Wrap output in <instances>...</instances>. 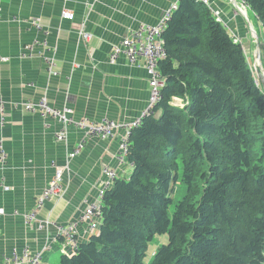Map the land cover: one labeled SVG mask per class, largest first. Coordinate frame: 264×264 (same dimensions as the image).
Masks as SVG:
<instances>
[{
  "label": "trees",
  "instance_id": "1",
  "mask_svg": "<svg viewBox=\"0 0 264 264\" xmlns=\"http://www.w3.org/2000/svg\"><path fill=\"white\" fill-rule=\"evenodd\" d=\"M240 1L264 32V0ZM161 39V100L131 132L132 173L59 264H143L162 236L150 264H264V91L200 1L178 0Z\"/></svg>",
  "mask_w": 264,
  "mask_h": 264
},
{
  "label": "crops",
  "instance_id": "2",
  "mask_svg": "<svg viewBox=\"0 0 264 264\" xmlns=\"http://www.w3.org/2000/svg\"><path fill=\"white\" fill-rule=\"evenodd\" d=\"M176 1L0 0V57L8 59L0 64V101L4 106L0 145L5 153L4 163L0 161V264L25 249L41 253L42 264H59L70 250L53 224L67 226L76 221L85 205L96 199L106 179L104 169L114 170L120 180H128L132 173L128 162L118 165L116 160L123 133L107 141L86 139L79 155L69 159L83 135L70 128L66 141L58 143L54 133L60 125L24 112L21 104L46 96L53 107H68L76 119L134 121L149 99L145 63L138 59L133 64L120 57L110 64L111 48L140 25H156ZM209 2L212 14L229 34L233 30L245 34L248 23L234 13L228 0ZM65 11L73 13L72 21L61 19ZM31 20H39L47 36L32 28ZM83 23L91 34L87 42L77 34ZM36 40L46 41L56 51L52 75L38 55L43 50L19 59L23 46ZM184 102L173 98L171 105L183 107ZM53 165L67 167L61 197L45 204L35 225H27L23 215L34 208L37 196L53 179ZM78 233L79 243L88 240L84 228Z\"/></svg>",
  "mask_w": 264,
  "mask_h": 264
},
{
  "label": "built area",
  "instance_id": "3",
  "mask_svg": "<svg viewBox=\"0 0 264 264\" xmlns=\"http://www.w3.org/2000/svg\"><path fill=\"white\" fill-rule=\"evenodd\" d=\"M198 1L203 3L211 11L209 0ZM177 2L178 1L173 3L170 8H168L156 25H140L138 29L129 33L125 39L111 48L109 54L110 64H115L120 57H124L129 63L133 64L136 63L138 59H143L145 63L144 68L148 76L149 99L145 111H143L140 117L134 121L119 122L110 119H103L102 121L96 122L86 118L76 119L73 117L72 111L68 107L57 109L51 105L46 96H42L35 102L25 101L21 104L20 108L24 112L38 115L43 120L47 119L55 121L60 125L61 129L54 133L56 142L62 143L66 141L70 128L75 129L83 135L81 143L75 147L73 152L69 155V159H73L79 155L83 149L86 139L94 138L99 141H107L115 138L117 134L121 132L123 134L121 135L118 146V155L116 156V160L118 165H124L127 163L128 148L132 130L141 125L142 120L153 112L154 107L161 100V89L164 86V79L159 71L158 63L165 55L161 33L165 29L171 13L176 9ZM229 2L234 6V3L231 0H229ZM235 8L237 10L238 6ZM61 19L72 21L74 19V15L70 11H65L62 13ZM216 20L219 21L218 19ZM14 22L21 23L20 20H15ZM29 24L32 28L42 31L44 36H47V31L43 29L39 20H31ZM77 34L84 42H87L91 38V34L85 30V23L81 25ZM233 40L234 42H238L234 38ZM36 49L43 50V53H38V55L46 65L48 73L52 75L56 51L54 49H50L46 41H43L42 43L36 40L31 44L23 46L19 59L30 58ZM7 60L8 59L0 57V64L6 63ZM3 110L4 106L2 101H0V115H2ZM0 161L1 163H4L5 161V153L2 151L1 145ZM53 168L55 170L53 179L37 196L34 208L30 212L23 215L27 225H35L38 221V214L42 211L45 204L51 200L61 197L62 178L67 170V167L59 168L53 165ZM103 174L106 179L100 186L96 199L85 205V208L76 221L68 224L67 226H58L53 224L58 237L63 240V243L70 250V254L74 253L80 244L78 240L79 228H84V233L89 238L92 234L96 233L101 223V210L103 207L104 193L112 188L114 182L117 180L116 172L112 169H104ZM1 215L2 211H0V216ZM38 229H42V224L38 226ZM4 264H42V255L41 253L32 254L29 250L25 249L20 254L12 253L11 257L6 259Z\"/></svg>",
  "mask_w": 264,
  "mask_h": 264
},
{
  "label": "rangeland",
  "instance_id": "4",
  "mask_svg": "<svg viewBox=\"0 0 264 264\" xmlns=\"http://www.w3.org/2000/svg\"><path fill=\"white\" fill-rule=\"evenodd\" d=\"M233 3H236L241 6L242 9L245 10V13L247 15V23L248 26L245 28V34L241 35L239 32H236L233 30L231 33V36L236 39L241 44V47L243 49L244 55L247 59L249 68L255 78L256 83L260 88H262L263 79L261 78V72H264V41H263V35H262V27L258 24L254 14L249 10V8L244 5L240 0H231ZM234 7V6H233ZM234 13L240 14L241 13L236 10L234 7ZM243 18V17H242ZM246 23V25H247ZM259 26V27H258ZM257 34L258 40H256L257 36L254 35V32ZM258 57V67L261 64V70L255 69V62ZM261 60V63H260ZM183 195V190L178 189V192L176 194V199H180V197ZM81 214V213H80ZM167 243V237H156L155 240L152 242V244L148 247L146 257L143 261V264H150L156 250L159 248L160 245H165Z\"/></svg>",
  "mask_w": 264,
  "mask_h": 264
},
{
  "label": "bare ground",
  "instance_id": "5",
  "mask_svg": "<svg viewBox=\"0 0 264 264\" xmlns=\"http://www.w3.org/2000/svg\"><path fill=\"white\" fill-rule=\"evenodd\" d=\"M237 10H238V11H240V13H241V16H242V17H244V18H246V19H247V15H246V13H245V10H244V9H242L240 5H238V8H237ZM242 11H243L245 14H243V13H242ZM257 59H258V57H257ZM260 63H261V60H260ZM260 65H261V64H260ZM256 69H258V70H259V67L257 66V67H256Z\"/></svg>",
  "mask_w": 264,
  "mask_h": 264
},
{
  "label": "water",
  "instance_id": "6",
  "mask_svg": "<svg viewBox=\"0 0 264 264\" xmlns=\"http://www.w3.org/2000/svg\"><path fill=\"white\" fill-rule=\"evenodd\" d=\"M234 6L237 7V2L234 3ZM253 32H254V31H253ZM255 34H256V33L254 32V35H255ZM256 36H257V34H256ZM263 39H264V37H263ZM256 40H258V42H259L258 36H257ZM260 70H261V65L259 66V71H260ZM260 73L264 75V72H261V71H260ZM262 89H263V91H264V80H263V84H262Z\"/></svg>",
  "mask_w": 264,
  "mask_h": 264
},
{
  "label": "clouds",
  "instance_id": "7",
  "mask_svg": "<svg viewBox=\"0 0 264 264\" xmlns=\"http://www.w3.org/2000/svg\"><path fill=\"white\" fill-rule=\"evenodd\" d=\"M229 1V0H228ZM232 5V4H231ZM233 6V5H232ZM237 6H238V4H237ZM233 9H234V7H233ZM240 15V14H239ZM241 16V15H240ZM242 17V16H241ZM244 18V17H243ZM245 19V21L247 22V19L246 18H244ZM254 31V30H253ZM230 36H231V34H230ZM264 40V39H263ZM241 45V44H240ZM262 79H263V74H262Z\"/></svg>",
  "mask_w": 264,
  "mask_h": 264
}]
</instances>
